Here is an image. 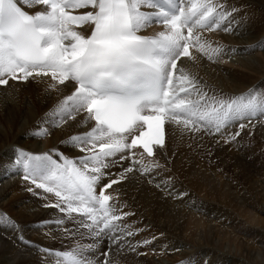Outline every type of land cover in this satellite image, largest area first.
Masks as SVG:
<instances>
[{
    "label": "snow or ice",
    "instance_id": "obj_1",
    "mask_svg": "<svg viewBox=\"0 0 264 264\" xmlns=\"http://www.w3.org/2000/svg\"><path fill=\"white\" fill-rule=\"evenodd\" d=\"M24 4H35L37 10L25 11L21 0H0V86L48 77L49 88L71 87L42 120L59 126L79 117L88 130L62 141L83 155L69 158L58 150L34 155L17 147L9 167L17 174L22 171L35 189L55 196L44 206L58 209L63 217L45 225L55 223L63 235L80 237L70 250L41 249L46 259L54 256L56 264H112L101 249L107 244L109 251L114 245L136 251L128 238L140 229L134 231L127 224L126 218L134 213L123 211L127 205L111 203L106 189L139 173L166 196H174L175 177L156 183L152 175L166 168L157 158L167 152L166 126L175 125L191 136H220L230 144L246 125L239 123L240 130L229 134L227 128L264 117V89L253 85L236 97L209 95L207 86L183 67L182 58L196 62L199 53L215 61L223 52L222 46L213 47L201 35L203 31L239 29L236 8L226 0H24ZM76 10L81 14H73ZM153 24L162 25L163 31L142 34ZM137 149H142L139 155ZM145 154L151 158L147 162ZM118 161L124 162L122 171L113 178L111 168ZM28 191L38 194L32 187ZM0 225L19 229L6 214H0ZM19 239L31 246L22 234ZM187 264H192L191 258Z\"/></svg>",
    "mask_w": 264,
    "mask_h": 264
},
{
    "label": "bare ground",
    "instance_id": "obj_2",
    "mask_svg": "<svg viewBox=\"0 0 264 264\" xmlns=\"http://www.w3.org/2000/svg\"><path fill=\"white\" fill-rule=\"evenodd\" d=\"M226 3L229 7L236 8L235 21L240 25L237 32L205 30L201 33L213 47L222 46L223 52L215 61H210L199 53H196L199 57L198 61L192 64L187 58L183 59V67L191 76L207 86L205 91H208L209 95L214 92L223 98L236 97L247 92V87L253 81L264 76V62L258 59L261 49L264 48L262 47L264 46V0H226ZM21 4L24 5L25 11L37 10L35 4L25 5L24 0H21ZM81 12L82 10H76L73 14H81ZM160 31H163V27L160 24H153L143 30V34L151 36ZM232 57L234 62L239 61L241 67H246L248 71H252L251 73L254 72L256 78L254 74L251 76L236 69L225 68L222 62ZM50 83L49 78H37L25 83L11 82L12 87H0V127L5 129V132L0 130V202L5 199L7 193H13L12 201H8L5 208L0 207V214L5 209V213L15 218L13 220L19 225V229L0 225V264H56V261L45 258V254L41 251L43 247L64 250L53 247L51 243L58 241L64 243L66 238L80 241L79 236L63 235L62 228H57L55 223L44 224L63 217V214L59 215L58 209L56 213L54 212L55 215L52 210L43 212V208H48L44 205L54 202L55 196L38 191H35L37 195L22 193V187L33 188L34 185L22 178L23 173L19 175L15 169L9 167L15 160L14 149L17 147L34 155L53 150L63 152L69 158L83 155L78 149L62 144V141L69 136L88 130L79 117L59 126H55L51 119L42 120L50 109L72 91L71 87L49 88ZM259 88L264 89V82L259 84ZM232 90L240 92L235 93ZM80 115L82 116L83 113ZM241 122L246 127L240 137L230 144H225L220 136L213 138L204 133L191 136L187 132L181 133L175 125L166 126L167 152L157 157L166 168L155 170L152 175L156 183L162 179L175 177V195L166 196L155 187V183L150 184L148 178L141 177L139 173L129 174L128 180L121 181L108 190V194L113 197L111 203L116 204L117 207L127 205L123 211L134 213L126 219L127 223L134 225L143 217L147 222L138 228L140 231L135 236L128 238L130 244L136 248L134 253L128 247L118 250L115 245L109 251L105 244L101 251L109 253L112 264H147L142 259H137V254L143 255L151 250L155 251L154 254L158 251L170 252L174 250V245L181 250L183 248L176 255L180 256L185 264L192 257V252L204 248H207L204 255L192 261V264H202L208 256L210 258L207 264H222V255H225L231 264H264V153L255 159L241 160L240 149L236 147L238 142L243 146L244 141L251 142L254 138L256 143L264 144V117L254 118L251 122L238 121L227 128L226 134L239 131ZM251 132L253 136L246 137ZM36 144L41 146L36 147ZM222 145L226 146L225 150L221 148ZM136 151L139 155L140 151ZM213 159H216L215 163ZM148 160L149 158L145 157V162ZM123 163L118 161L116 166L111 168L113 178L122 171L120 165ZM130 164L131 160L124 166ZM244 170L247 174H243ZM17 175L19 178L16 177ZM107 182L106 176L104 183ZM188 187L198 192L191 196L195 198L202 196L221 209L217 206L212 207L210 203L196 205L188 196H180V188L183 192H193L188 191ZM23 199L30 203L21 205L18 212L14 213L12 206L17 202L21 204L19 202ZM39 200L44 202L39 204ZM179 200H182V203ZM36 209L39 211H32ZM41 216L47 217L37 226L35 222ZM64 218L67 220L66 217ZM71 227L72 225L69 224V228ZM21 234L26 241L31 242V246L21 242L19 239ZM27 235L36 239L27 240ZM156 236L155 241L151 242ZM145 240L150 241V246L153 245L152 249H145L149 245L143 243ZM239 241L241 244L238 243ZM188 245L193 246L194 250L193 247L190 251L184 250L186 246L189 247ZM224 246L234 247L236 251L245 253V259L236 255L232 258L228 257L223 253ZM122 253L125 254V258L121 259ZM175 262L165 264H181L178 260Z\"/></svg>",
    "mask_w": 264,
    "mask_h": 264
},
{
    "label": "rangeland",
    "instance_id": "obj_3",
    "mask_svg": "<svg viewBox=\"0 0 264 264\" xmlns=\"http://www.w3.org/2000/svg\"><path fill=\"white\" fill-rule=\"evenodd\" d=\"M247 7H249V5L247 6ZM209 32V31H208ZM204 35L205 36H208L207 35V33H204ZM262 51L260 52V54H259V56H258V59L259 60H263V62H264V48H262L261 49ZM233 58L234 57H232V58H229L228 60L226 59V60H224L222 63H223V66H226L225 68H229V69H231V70H234V69H236V70H238V71H240L241 73H244V74H247V75H251V76H253V74H254V78H256V74L253 72V73H251L252 71H248L247 70V68L246 67H241L240 66V63H239V61L237 60L236 62H234L233 61ZM230 62H233L234 64H230ZM189 63H193L192 61L191 62H189ZM239 65V66H238ZM240 67V68H239ZM253 78V79H254ZM264 76H262V77H260V78H258V79H256L255 81H253L248 87H247V89H249L250 88V86H252V85H256V87L258 88V89H261V88H259V84L260 83H262V82H264ZM261 80V81H260ZM259 81V82H258ZM230 91V90H229ZM233 92H235V93H237V92H240V91H235V90H232ZM231 91V92H232ZM260 120H262L261 118H260ZM261 122H263V120L261 121ZM1 128V127H0ZM0 130H2L3 132H5V129H3V128H1ZM226 132H227V130H226ZM242 132V131H241ZM242 134V133H241ZM253 136V133L251 132L249 135H246V137H249V138H251ZM240 137V136H239ZM38 146H41L40 144H36V147H38ZM236 147L238 148V149H240V157H241V160H246L247 158H257V157H259L261 154H263L264 153V144L263 143H256L255 142V138H254V140L253 141H251V142H246V141H244V143H243V146L238 142L237 144H236ZM219 148V147H218ZM221 148L223 149V150H225L226 149V146L225 145H222L221 146ZM53 158H55V157H53ZM261 158H259V160H260ZM199 160H200V158H199ZM263 160H264V158H263ZM263 160H261L260 161V163H262V161ZM215 161H216V159H213V163H215ZM242 163V162H241ZM255 163V162H254ZM254 163L252 164V165H254ZM243 164V163H242ZM246 170H248L247 169V167H246ZM246 170H244V172H243V174H247V171ZM20 173H23L22 171H20L19 172V175H20ZM19 175H17L16 177H18L19 178ZM23 178V177H22ZM22 178H20L21 180H22ZM28 182V181H27ZM8 183H10V182H8ZM28 183H30V182H28ZM26 188V189H25ZM28 188L29 187H22V193H24V194H30V193H32V192H29L28 191ZM25 189V190H24ZM33 190L34 191H38V192H40V193H42V194H46V193H43L42 192V190H40V189H35V187L33 186ZM188 191H193L192 193H188L189 195H188V197H189V199H190V201L193 203V204H196V205H201V204H203V203H210L211 204V206L213 207V206H217V205H214V204H212L211 202H209V201H207V200H205V199H203V197L202 196H197L196 198L195 197H193V196H191V194L193 195V194H198V192H196L195 190H193V189H191V188H189L188 187ZM181 192H183V191H181V188H180V191H179V193H181ZM11 194H13V193H11ZM11 194H10V192L9 193H7L6 194V197H5V199L4 200H2L1 202H0V207H1V209L2 208H5V205L8 203V201H12V197H11ZM180 197V196H179ZM38 198V197H37ZM117 200V198H115V201ZM32 201V200H31ZM23 202V203H22ZM25 202V203H24ZM39 202V204L41 203V202H44V201H41V200H39L38 201ZM179 202H181L182 203V200H179ZM19 203H21V204H18V202H17V204H14L13 206H12V209H14L13 211H15L14 213H16V212H18V210L21 208L20 206L22 205V206H24V204L26 205V204H28V203H30L29 201H26V200H22V201H20ZM117 203V202H116ZM42 204V203H41ZM40 206V205H39ZM217 207H219V206H217ZM126 208V207H125ZM220 208V207H219ZM221 209V208H220ZM5 210V209H4ZM4 210H2V214H6L8 217H10L12 220L13 219H15V218H13L11 215H9V214H7V212L5 213V211ZM50 210H52V213L54 214V212L56 213V210H53V209H49V208H46V209H44L43 208V212L44 213H47V212H49ZM124 210V209H123ZM32 211H36V212H38L39 210L38 209H36V210H32ZM234 213V212H233ZM55 215V214H54ZM59 215H61V213H59ZM47 217V216H46ZM46 217L44 216V217H40V219H38L36 222H35V224L38 226V224L40 223V225H41V223H42V221L44 220V219H46ZM50 217V216H49ZM127 219V218H126ZM144 217L143 218H141L140 219V222H138V223H136V224H134V225H132V224H129V223H127L129 226H132L133 227V230L135 231V229H138V228H141V226H143V225H145L147 222L146 221H144ZM14 221V220H13ZM127 222V221H126ZM146 231V230H145ZM136 235V234H135ZM134 235V236H135ZM157 238V236L156 237H154L152 240H151V242H154L155 241V239ZM26 239L27 240H33V239H36V238H34L33 236H29V235H27V237H26ZM59 242V241H58ZM58 242H52L51 243V245L53 246V247H56V248H61V249H64V250H66V249H71L72 247H75V245H76V243H77V241H71L70 240V238H66L65 239V242L63 243L62 241H60L59 242V244H58ZM82 242V241H81ZM239 244H241V241H239L238 242ZM237 243V244H238ZM57 245V246H56ZM173 245H174V243H173ZM191 245V244H190ZM150 246V244L149 245H147L146 247H145V249H147L148 250V248H150V249H152L153 248V245L151 244V246ZM189 246V245H188ZM143 247V246H142ZM142 247H139L141 250H145V249H143ZM193 247V246H192ZM192 247H185V249L184 250H186V251H190L191 250V248ZM44 248H48V249H50L51 247H43V249ZM224 248V249H223ZM222 248V250H223V253L224 254H227V256L229 257L230 256V258H232L234 255H236V257H238V258H241L242 257V259L244 258V256H246L245 255V253H240L241 251H236V249H234V247H229V246H224ZM206 249L207 248H204V249H198V250H196V251H194V252H192L191 253V255H192V257H191V261H194V260H196L199 256H201V255H204V253H205V251H206ZM182 250H183V248H182ZM181 250V248L180 247H175V245H174V250L173 251H166V252H162V253H160V251H158V252H156V254H154L155 253V251L154 250H151V251H148L147 253L145 252L143 255H141L140 253H139V255L137 254V256H136V258L137 259H142V261H145V262H147V264H156V263H163V264H165V263H172V262H175L176 260H178V262H181L182 260L180 259L181 257L180 256H177L176 254L178 253V252H180V251H182ZM192 250H194V247H193V249ZM230 251V252H229ZM133 252V251H132ZM131 252V253H132ZM134 253V252H133ZM174 253V254H173ZM231 253V254H230ZM149 256H148V255ZM153 254V255H152ZM242 254V255H241ZM164 255V256H163ZM171 255H173V256H171ZM143 258H142V257ZM223 256V262H222V264H231V262L229 261V259L225 256V255H222ZM163 257V258H162ZM166 257H168V258H166ZM172 257V258H171ZM47 258H49L50 260H53V261H55V257L54 256H49V257H47ZM120 258L122 259V258H125V254L124 253H122V254H120ZM209 258H210V256H208L207 258H205V260H203V263L202 264H207L208 263V260H209ZM248 258V257H247ZM165 259V260H164ZM201 259V258H200ZM245 259V258H244ZM150 261H152V262H150ZM242 263H245L244 261H241ZM249 262H251V261H249ZM176 263V262H175ZM246 264V263H245ZM250 264V263H249Z\"/></svg>",
    "mask_w": 264,
    "mask_h": 264
}]
</instances>
